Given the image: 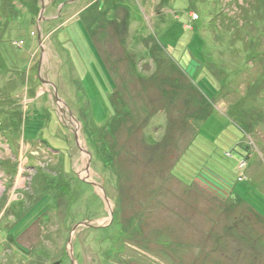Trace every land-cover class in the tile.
<instances>
[{
	"label": "rangeland",
	"instance_id": "obj_1",
	"mask_svg": "<svg viewBox=\"0 0 264 264\" xmlns=\"http://www.w3.org/2000/svg\"><path fill=\"white\" fill-rule=\"evenodd\" d=\"M72 257L264 264V0H0V264Z\"/></svg>",
	"mask_w": 264,
	"mask_h": 264
},
{
	"label": "water",
	"instance_id": "obj_2",
	"mask_svg": "<svg viewBox=\"0 0 264 264\" xmlns=\"http://www.w3.org/2000/svg\"><path fill=\"white\" fill-rule=\"evenodd\" d=\"M39 20H40V18H39ZM38 23H39V21H38ZM38 39H39V42L41 43V30L39 29L38 30ZM49 83H51V82H49ZM51 85H53L52 83H51ZM53 87H54V89H55V93H54V95H55V102H56V104L60 107V109H63V111L65 110L63 107H62V105L61 104H63L64 106H66V104H65V102L59 97V95H58V91H57V88L53 85ZM66 109H68V107L66 106ZM70 115L73 117V115L70 113ZM75 139H76V143H77V145H79L80 146V140H79V137H78V134H77V132H75ZM89 164H90V162H89ZM79 175V174H78ZM80 176V175H79ZM81 177V176H80ZM84 181H87V182H89V183H91L92 185H94L95 186V183H93V182H90V181H88L87 179H85V178H82ZM105 197H107V196H105ZM106 199H108V198H106ZM111 214H112V212H111ZM79 225H90L89 223H87V222H83V223H79L78 225H76L74 228H73V231H75V228L76 227H78ZM74 261H75V259L74 258H72V264H74ZM53 264H60V262H56V263H53Z\"/></svg>",
	"mask_w": 264,
	"mask_h": 264
},
{
	"label": "trees",
	"instance_id": "obj_3",
	"mask_svg": "<svg viewBox=\"0 0 264 264\" xmlns=\"http://www.w3.org/2000/svg\"><path fill=\"white\" fill-rule=\"evenodd\" d=\"M224 9H220L216 12V16L222 15L224 13Z\"/></svg>",
	"mask_w": 264,
	"mask_h": 264
},
{
	"label": "crops",
	"instance_id": "obj_4",
	"mask_svg": "<svg viewBox=\"0 0 264 264\" xmlns=\"http://www.w3.org/2000/svg\"><path fill=\"white\" fill-rule=\"evenodd\" d=\"M90 19H93L92 16H89L88 18H86V20H87V22H88L87 27H89V24H90L89 21H90Z\"/></svg>",
	"mask_w": 264,
	"mask_h": 264
},
{
	"label": "flooded vegetation",
	"instance_id": "obj_5",
	"mask_svg": "<svg viewBox=\"0 0 264 264\" xmlns=\"http://www.w3.org/2000/svg\"><path fill=\"white\" fill-rule=\"evenodd\" d=\"M65 112V111H64ZM90 225L89 226H93L91 223H89ZM72 258H74V257H72ZM75 259V258H74Z\"/></svg>",
	"mask_w": 264,
	"mask_h": 264
}]
</instances>
